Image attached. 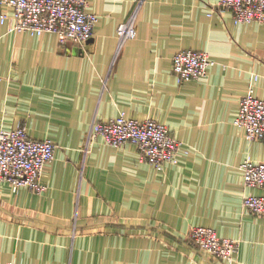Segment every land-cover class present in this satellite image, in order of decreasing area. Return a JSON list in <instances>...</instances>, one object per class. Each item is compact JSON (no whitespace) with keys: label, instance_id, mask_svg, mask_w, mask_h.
Listing matches in <instances>:
<instances>
[{"label":"crops","instance_id":"0c3cea01","mask_svg":"<svg viewBox=\"0 0 264 264\" xmlns=\"http://www.w3.org/2000/svg\"><path fill=\"white\" fill-rule=\"evenodd\" d=\"M87 1L98 20L83 44L0 23V130L56 144L42 193L0 181V264H225L191 243L199 225L238 241L234 264H264V215L243 205L263 189L239 167L264 160V141L233 123L250 88L264 99V24L235 23L216 0ZM130 18L136 34L119 45ZM182 49L215 63L178 83ZM120 114L165 124L177 162L156 170L134 144L89 136Z\"/></svg>","mask_w":264,"mask_h":264},{"label":"built area","instance_id":"2783aa9c","mask_svg":"<svg viewBox=\"0 0 264 264\" xmlns=\"http://www.w3.org/2000/svg\"><path fill=\"white\" fill-rule=\"evenodd\" d=\"M87 4V0H0V23L10 17L13 31L31 35L52 32L60 42L83 44L91 37L98 20L95 12L87 10ZM213 7L229 10L235 23L264 24V0H216ZM116 34L119 45L133 38L136 34L133 18L120 23ZM214 63L203 50L182 49L172 56V70L178 83L205 76ZM233 123L244 129L247 140L264 141V99L256 97L252 88L241 96ZM89 136H100L104 143L116 147L127 142L134 144L139 160L156 170L177 162L180 142L165 124L154 119L137 120L120 114L107 121H94ZM55 148L50 139L30 137L21 124L1 129L0 181L8 182L12 192L27 187L42 193L46 184L40 177L45 164L54 158ZM239 167L245 185L263 189L262 193L245 195L244 207L253 214L264 215V160L245 158ZM189 239L197 249L225 264L236 262L238 241L219 236L212 227H191Z\"/></svg>","mask_w":264,"mask_h":264}]
</instances>
